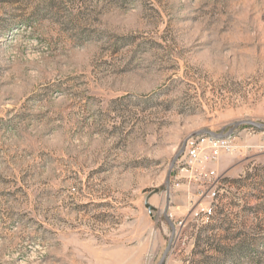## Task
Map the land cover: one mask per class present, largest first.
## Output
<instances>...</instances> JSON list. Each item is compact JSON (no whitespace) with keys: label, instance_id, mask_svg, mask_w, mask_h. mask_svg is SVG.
I'll return each instance as SVG.
<instances>
[{"label":"rangeland","instance_id":"obj_1","mask_svg":"<svg viewBox=\"0 0 264 264\" xmlns=\"http://www.w3.org/2000/svg\"><path fill=\"white\" fill-rule=\"evenodd\" d=\"M245 120L264 0H0V264H158L165 209L163 264H264V129L185 165Z\"/></svg>","mask_w":264,"mask_h":264},{"label":"built area","instance_id":"obj_2","mask_svg":"<svg viewBox=\"0 0 264 264\" xmlns=\"http://www.w3.org/2000/svg\"><path fill=\"white\" fill-rule=\"evenodd\" d=\"M206 142L204 149L200 148L198 145H194V143H188V146L185 148V165L191 168L195 164L200 165V170L205 169V165L208 163H212L217 160L218 155L222 151H229L230 145L229 141L226 139L214 140V139H205L202 140L201 143ZM182 172V169H181ZM207 176H214V172H205ZM220 185L219 178H214L213 182L207 187V190L202 193L209 199H217L218 192L216 188ZM201 215L210 216L211 206H206L205 208H201L199 210ZM198 216V213L195 214Z\"/></svg>","mask_w":264,"mask_h":264},{"label":"water","instance_id":"obj_3","mask_svg":"<svg viewBox=\"0 0 264 264\" xmlns=\"http://www.w3.org/2000/svg\"><path fill=\"white\" fill-rule=\"evenodd\" d=\"M242 125H249V126H252V127H255L257 129H264V125L260 124V123H256V122H252L250 120H245V121H240V122H237L235 123L229 130L227 133L223 134V133H220V134H214V133H211L209 131H198V132H195L193 133L192 135L189 136V138H194V137H198V136H209L215 140H221V139H224V138H227L229 137L230 135H232V133L239 127V126H242ZM188 138V139H189ZM184 148H185V142L183 143L182 147L180 148V150L178 151V153L174 156L170 166H169V169H168V173H167V180H166V183H165V188H166V193H167V197H168V193H169V178H170V175H171V172L177 162V160L179 159V157L184 153ZM158 190H154L152 192L149 193V195L146 197L145 199V203H144V207L147 209L148 213L149 214H152V212H154L156 209L152 206L149 205L148 201L150 199V197L152 195H154L155 193H157ZM167 209L164 210V218L165 220L168 222L169 226L171 227V230H172V236H171V240L169 241V244L166 248V250L164 251L162 257H161V260L159 261L158 264H163L164 263V260L169 252V249H170V245H171V242H172V238H173V235H174V226L172 224V222L169 220L168 216H167Z\"/></svg>","mask_w":264,"mask_h":264},{"label":"bare ground","instance_id":"obj_4","mask_svg":"<svg viewBox=\"0 0 264 264\" xmlns=\"http://www.w3.org/2000/svg\"><path fill=\"white\" fill-rule=\"evenodd\" d=\"M210 215H211V212H210Z\"/></svg>","mask_w":264,"mask_h":264}]
</instances>
